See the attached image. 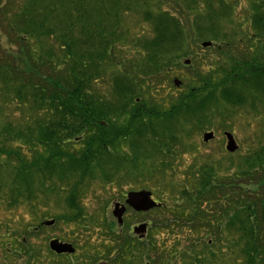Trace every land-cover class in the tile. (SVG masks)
I'll list each match as a JSON object with an SVG mask.
<instances>
[{"label":"trees","instance_id":"1","mask_svg":"<svg viewBox=\"0 0 264 264\" xmlns=\"http://www.w3.org/2000/svg\"><path fill=\"white\" fill-rule=\"evenodd\" d=\"M232 9L225 0H0V85L7 88L14 109L29 113L25 120H17V127L11 122L0 126V154L20 161L6 194L12 196L10 204L22 196L34 210L37 195L57 190L54 193L65 195L63 202L69 209L63 221L79 224L84 219V208L78 205L85 194L81 187L98 172L108 179L107 171H99L94 160L104 155L118 164L125 156L117 147L127 139L146 136L149 141L144 146L171 168L170 158L179 155L182 139L192 134L180 129L179 118L194 121L195 131L207 126L213 115L225 113L227 106L249 103L254 112H264V0H249L247 29L236 19L238 14L229 13ZM131 14H139L149 24L148 33L133 34L126 25ZM191 33L195 45L201 39L212 41L206 49L198 48L216 51L219 58L202 62L190 52ZM126 48L131 59L124 57ZM181 54L191 57V64L184 67L192 82L184 79L188 89L176 102L169 96L173 102L168 110L162 104L169 98H158L159 89L145 81L156 77L159 85L172 84V67L179 65ZM205 62L209 66L202 69ZM103 64L115 69L105 85L110 86V97L97 88L105 77ZM143 128L147 135L141 134ZM15 140L24 142L30 154L21 155L20 146L10 144ZM86 144L88 151L79 152ZM36 160L35 171L43 174L44 182L35 185L30 168ZM77 160L86 167L72 168ZM244 162L249 171L223 179L216 178L214 168L196 170L183 192L184 205L174 202L172 218L153 222L152 230L165 226L173 231L172 226H177V230L197 232L215 227V233L232 244L227 255L237 257L240 264H264V144L248 152ZM161 168L156 171L167 172ZM72 172L81 183L68 182ZM244 176L253 187L229 185ZM4 190L0 180V195ZM165 208L155 210L165 213ZM44 221L26 233H37ZM106 224L112 243L106 255L119 254L113 264L144 256L154 264L168 263L179 252L175 247L161 250L155 234L150 236L153 241L140 242L127 233L117 236L113 222ZM204 244L207 259L194 254L192 263L212 264L216 256L224 257ZM22 245L27 251L28 245ZM38 251L29 255L34 264Z\"/></svg>","mask_w":264,"mask_h":264},{"label":"rangeland","instance_id":"2","mask_svg":"<svg viewBox=\"0 0 264 264\" xmlns=\"http://www.w3.org/2000/svg\"><path fill=\"white\" fill-rule=\"evenodd\" d=\"M225 1L227 4L230 3L233 6V9L230 10L229 13L238 14L236 19H238L247 29L249 26L247 22L249 0ZM222 22L225 23L224 20H222ZM126 25H128V28L134 32V35H142V32L146 31L148 33L149 30V24L143 22L139 14H131L126 20ZM230 30L231 29L229 28V31ZM234 35L235 34H233V37ZM193 37L194 35L191 33L188 43L190 44V52H193L194 54L197 53L199 55L197 56L199 60H202L203 62L208 57H214V59L219 58L216 51L211 53L207 52V54L206 51L204 52V50H200L198 46H202L201 43L204 40H199L198 44L195 45ZM203 49L206 48L203 47ZM233 53L237 56L236 49H234ZM124 57H132V53L128 51V48H126V56ZM186 60H190L189 64H191L190 55L186 56L181 54V57L178 59L179 65L174 66L176 63L173 64L172 84L164 85V83H161L159 85L156 77L145 81L148 84L155 85V87L159 89L158 98H169V96H172V99L176 102L180 99L181 92L186 90V88L188 89L186 85L189 86V83L192 82V76L189 69L184 67V65H189L185 63ZM207 64L208 63L205 62L203 66H201L202 69L209 66ZM103 68L105 69V77L99 81L97 88L99 91H103L110 97L112 95L108 92L110 86L107 89L105 85L106 80H109L110 83L112 72L115 71V69L111 65L106 64H103ZM175 78H181L180 80L184 81L181 86L178 87L175 85ZM185 78H189V83H187V80H184ZM6 92H8L7 88L1 84L0 126L5 122H11L13 127H17V120H19V118H21L22 121L25 120L29 113L24 110L14 109L11 104L13 101L10 100L11 97L9 94H5ZM152 92L154 94V89ZM147 95L148 94H145V97H147ZM151 98L154 101L155 97ZM173 100L169 98V101L162 105L169 110V107H171L169 102L172 103ZM227 109L228 110L225 113L221 111L220 114H217L216 116L213 115V117L210 118L211 122H209L207 126L196 129L195 131L192 129L194 121L191 119L186 121L184 118L178 119L181 123L180 129L181 127H184L186 132L192 134L191 136H185L182 139L181 146L179 149L177 148L179 155H176L173 159L170 158L169 161L171 162V168L168 167L169 163L168 165H164L162 162L163 160L154 155L150 146H144V144H148L149 141L146 136H139L138 138L134 137L133 140L127 139L125 143H122L120 147H117L118 150H121L122 155L125 156L124 158H121L118 164H113L111 160H108L107 158L105 159L104 155L100 157V160L95 159L94 164L98 166V169H100L99 171H107L108 174L106 176H108V179H102L100 172H98L97 177H91L89 183L81 187V191H84L85 194L83 193L82 202L78 205H82L84 208V219L79 222V224L86 222L87 225L85 227L80 226L78 228V225L76 224L77 222L63 221L64 216L69 213V209L65 202H63L65 195L61 196V194H56L57 190H54L49 194L46 192L43 194L44 196L37 197V195L36 198L33 199L36 205L34 210L31 209L30 203L22 196H18L14 204L11 205L10 200L12 201V196L9 198L6 194L9 193V188L12 185V177L14 173L18 171L15 168H18L20 161L18 158L6 156V154H0V180H2V185L5 189L3 195H0V264H27V260L30 258L29 255L33 253L34 249L37 251L38 248L42 255L38 259L37 264H51L53 260L48 251V243L52 237L69 240L70 242L80 245L78 258L74 263L79 264L82 262V253L85 255H90L92 253L89 247V250L87 249L88 251H83L85 245L81 246V244H86V242H90L93 245L98 244L97 238L99 229H108L106 227L104 228L102 225L104 223L106 224V222H110L112 219L116 220L112 213L114 210V204L117 201L124 203V195L129 191L134 189H147L153 192V197L155 199L161 200L162 202L165 201V205H168L167 209L164 205L166 210L165 213L156 210L153 211V213L147 212L149 214L147 215V220L151 221L153 218L150 222L152 224L157 220L160 222L161 219L168 220L172 218L171 211L176 204H174V202H179L180 205H184L186 201L183 200V198L186 195L183 196V192H186V186L189 187L190 184H192L191 181L194 179L196 170H209L214 168L216 178L219 179L233 177L235 173H242L244 170L249 171L247 169L248 164H245V162L243 164V160L248 155V152H252L254 149L259 148L264 144V112H254L250 108L249 103L238 107L227 106ZM124 118L128 117L124 116ZM208 131H213L215 136L208 142H204L203 135ZM186 132H181L180 134L186 135ZM225 132H230L234 136L238 146L237 150L232 152L227 150L226 146L228 141ZM141 134L147 135V129L143 128ZM10 144L13 145V147L19 145L21 155L30 154L26 147L27 145L24 142L15 140ZM23 145L25 146L23 147ZM88 146L92 147L95 146V144H90ZM86 147L87 144L83 150L79 149V152H84ZM142 148L149 156L141 154ZM86 151H88V149H86ZM111 151L115 154L113 148ZM29 157L31 159L34 155L31 154ZM166 159L168 160V157H166ZM37 161L38 160L34 161L35 165L34 167H31L33 169L30 168L35 185V181L37 183L40 180L41 182L43 181V174L35 171V166L38 165ZM82 162L83 160H77L74 162L75 164H71V167L80 170L84 169L86 164ZM110 163L113 165H109ZM160 166H162L160 171L163 169L166 170L168 167L167 172L165 173L162 171L161 173H158L156 170ZM72 170L75 171V169ZM75 174L76 173L74 172L71 173V176L73 177L68 181L70 184L82 182L80 177ZM87 177L88 176H86V179ZM248 178L249 177L246 176L238 178V180L231 182L229 185L234 184L235 186H243V188H251L250 186L253 187V185L249 182L250 180ZM47 183L49 182L47 181ZM6 196L8 199H6ZM80 201L81 200H79V202ZM57 216L62 219L58 221L57 224L46 227L44 226V228H41L35 234L26 233L28 228L32 230L43 220H49ZM125 217V222H131V224L136 220L144 221L146 218L145 216H134L131 212L125 214ZM130 227L132 230L133 226ZM147 227L150 230L147 233L148 237L152 236V233L154 232L159 233H154L155 235L153 237H155L157 244L161 245L159 247L161 250L164 249L167 252L169 247H175L177 251H179L177 256H173L172 261L169 260L170 264H194L192 263V257L194 254H204L203 257L207 259V250H204V246L206 247L204 243H210L209 246H212L216 253L224 254V257L217 258L216 256L212 264H238L239 262L238 258L232 254L227 255L226 251L228 252L227 249H229V247L232 248V244L225 242V238H220V236L214 231L215 227H201L197 232L177 230V226H175V228L172 226L174 229L173 231L169 230L170 228H165V226L162 227L161 230L157 229L153 231L152 228H150L152 225H150V227L148 225ZM107 235L108 233L106 232V239H108ZM24 243L28 245L27 251L23 249L24 247L22 244ZM148 262L149 261L145 257L134 258L132 260L133 264H144ZM156 263L165 264L166 261L160 260ZM240 263L241 262H239V264ZM31 264H34L33 260L31 261Z\"/></svg>","mask_w":264,"mask_h":264},{"label":"flooded vegetation","instance_id":"3","mask_svg":"<svg viewBox=\"0 0 264 264\" xmlns=\"http://www.w3.org/2000/svg\"><path fill=\"white\" fill-rule=\"evenodd\" d=\"M141 190H147V189H134L132 190L133 192H139ZM149 191V190H147ZM131 192V191H129ZM128 192V193H129ZM152 193V197H153V192L150 191ZM124 195V203L121 202V201H118L120 203V205L124 206L125 207V212L122 216V223H119L118 221L119 220H111L113 222V224L115 225V229H114V232L117 233L116 235H122V234H129L131 236V238L133 239H138L140 242H147L152 240V238L148 237L147 236V233L148 231H150L147 227V230L145 231V233L141 236V233H137L134 231V228L139 226L140 224H146V226L149 225H153V223L151 224L150 222L153 220V218L151 219V221H148L147 218L149 215L147 212L149 213H153L154 211V208L148 210V211H137L135 209H133L132 207H130L126 201H127V195ZM154 198V197H153ZM154 200L158 203V204H162L161 206H157V209L162 207L164 204H165V201L162 202L161 200H157L154 198ZM128 212H131L134 216H139V217H142V216H145L146 218L144 219V221H139V220H136L135 222H133V224L130 223H126V217H125V214H127ZM54 224H57L56 223V220L54 222ZM52 224V225H54ZM78 228L80 226H86V222L84 223H80L78 224ZM103 226V225H102ZM130 226H133L132 230H131V227ZM151 228V227H150ZM105 229H99L98 231V238H97V241H98V244L97 245H93L91 244L90 242H86L85 243H82L81 246H84L83 248V251H88L89 249L91 250V254L90 255H85L82 253L81 255V260L82 262L79 263V264H113V259L115 258L116 260H118V256L119 254H117L116 252H114L113 254H110V255H106V247L107 246H110L112 243H111V240H109L110 238L108 237V239H106V233L104 231ZM104 231V232H103ZM153 231V230H152ZM101 232V234H100ZM154 234V233H152ZM101 235V236H100ZM52 239H57L63 243H69L72 245V247L74 248V250L72 252H62V253H58L56 250H53L51 249L50 247V243H48V251L49 253L51 254V259L53 260L51 262V264H74L76 259L78 258V252H79V246L78 244L74 243V242H70L69 240H63V239H59L58 237H52L50 240ZM153 241V240H152ZM210 244V243H209ZM89 247V249H88ZM88 249V250H87ZM42 255L40 249L36 255V261L35 263L37 264L38 263V259L40 258V256ZM178 255V254H177ZM83 257V258H82ZM146 258V256H144ZM147 259V258H146ZM173 259V258H172ZM132 260L133 259H130L126 264H133L132 263ZM60 261V262H58ZM112 261V262H111ZM144 264H154L153 262H148V263H144ZM157 264V263H155ZM165 264H170V262L168 263H165Z\"/></svg>","mask_w":264,"mask_h":264},{"label":"water","instance_id":"4","mask_svg":"<svg viewBox=\"0 0 264 264\" xmlns=\"http://www.w3.org/2000/svg\"><path fill=\"white\" fill-rule=\"evenodd\" d=\"M203 47H209L212 45L211 41H203L201 43ZM186 64L190 63V60L185 61ZM174 83L176 86H180L182 84V81L178 78H175ZM225 135L227 137V150L228 151H235L238 149V146L236 144V141L234 139V136L230 132H225ZM215 134L213 131L205 132L203 135V140L205 142H208L212 138H214ZM127 204L132 206L137 211H148L156 206H158L157 202H155L154 199H152V193L150 191L142 190L139 192H130L127 197ZM125 212V207L121 206L120 203H116L113 214L116 216L119 220V223H122L123 219L122 216ZM54 220H47L44 222L46 225H52L54 224ZM147 230L146 224H141L134 228V231L137 233H141V236L145 233ZM50 247L53 250H56L58 253L62 252H72L74 248L69 243H63L57 239H53L50 241Z\"/></svg>","mask_w":264,"mask_h":264}]
</instances>
